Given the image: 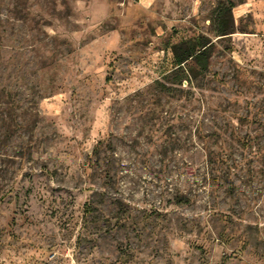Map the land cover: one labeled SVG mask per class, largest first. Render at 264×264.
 I'll list each match as a JSON object with an SVG mask.
<instances>
[{"label": "rangeland", "instance_id": "rangeland-1", "mask_svg": "<svg viewBox=\"0 0 264 264\" xmlns=\"http://www.w3.org/2000/svg\"><path fill=\"white\" fill-rule=\"evenodd\" d=\"M0 264H264V0H0Z\"/></svg>", "mask_w": 264, "mask_h": 264}, {"label": "trees", "instance_id": "trees-1", "mask_svg": "<svg viewBox=\"0 0 264 264\" xmlns=\"http://www.w3.org/2000/svg\"><path fill=\"white\" fill-rule=\"evenodd\" d=\"M233 8L234 6H230L229 8H227L225 10L226 13L229 14ZM232 17L233 16L231 15V18ZM229 23L220 19V22L218 23V29H219L218 32L220 35H229L234 33ZM185 44H186V48L183 52H179L178 50L175 49L173 51L175 55V59L178 60L179 65L192 58H195L197 60L204 59L206 55L207 44L203 45L198 41H193V40L187 41Z\"/></svg>", "mask_w": 264, "mask_h": 264}]
</instances>
